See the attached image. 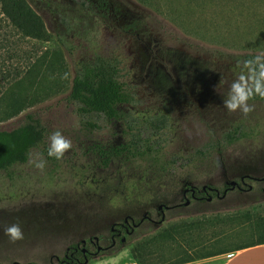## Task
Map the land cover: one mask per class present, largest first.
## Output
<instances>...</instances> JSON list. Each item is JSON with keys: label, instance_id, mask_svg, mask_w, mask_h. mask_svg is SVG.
Masks as SVG:
<instances>
[{"label": "rangeland", "instance_id": "obj_1", "mask_svg": "<svg viewBox=\"0 0 264 264\" xmlns=\"http://www.w3.org/2000/svg\"><path fill=\"white\" fill-rule=\"evenodd\" d=\"M81 1L33 0L48 41L5 27L12 50L0 63V94L7 70L24 72L45 49L64 53L68 80L80 62L101 54L119 61L127 97L119 105L122 118L91 116L97 126L90 127L67 92L58 91L0 121V130H9L31 113L45 128L27 161L0 171V264L56 263L81 239L94 251L89 238L107 244L111 224L126 215L137 220L147 211L157 220L160 203L172 206L163 222H143L124 243L85 264H164L256 240L263 231L256 221L264 219V101L251 97L247 114L230 112L224 101L241 75L246 87L254 83L244 55L264 56L263 0H105L114 14L101 23ZM123 119L160 123L159 152L150 160L113 157L105 166L93 147L128 142ZM56 131L72 143L59 160L48 155ZM168 161L167 171L157 167ZM229 180L240 187L223 198L213 193L211 201L201 191V199L188 193L190 203L183 205L184 183L207 184L221 195ZM13 224L24 237L15 242L5 231ZM133 248L141 257L133 258Z\"/></svg>", "mask_w": 264, "mask_h": 264}, {"label": "trees", "instance_id": "obj_2", "mask_svg": "<svg viewBox=\"0 0 264 264\" xmlns=\"http://www.w3.org/2000/svg\"><path fill=\"white\" fill-rule=\"evenodd\" d=\"M83 9L95 7L92 0H82ZM264 5V0H263ZM110 13L109 5L102 0V8ZM62 22L69 28L71 21L69 16L62 13ZM11 26L22 37L33 39L37 42H45L49 39L44 21L37 13L33 0H0V63L12 50L10 39L6 34L5 27ZM67 53L70 48L63 45ZM11 48V49H10ZM254 53L244 55L245 66L253 76V85L259 82L264 86V56L255 59ZM33 59L27 63L24 72L12 75L9 70L3 75L6 82L5 88L0 94V121L8 120L19 115L24 110L34 106L58 91H66V99L75 104L76 110L82 121L90 126H97L89 120V117H101L107 121L121 119L119 105L127 101L123 84L120 81L119 61L101 54H94L90 59L82 61L75 68L73 75L68 80L67 67L64 53L45 49L40 55H32ZM2 68L0 67V70ZM11 73V74H10ZM68 74V73H67ZM252 98L264 101V97L253 94ZM125 121V132L130 135L126 143L106 147L102 144L94 145L93 149L103 165H107L113 157L152 159L151 155L159 152V131L162 125L148 124V121L136 122L132 119ZM45 137V128L39 117L27 113L23 123L9 130H0V171L8 170L17 163L27 161L30 150L39 147ZM196 154L205 151L197 149ZM177 160H172V163ZM170 162L160 163L157 167L170 168ZM156 167V166H155ZM248 218V213L244 214ZM257 225L261 222L262 233L256 240L247 241L235 246H250L264 243V219H257ZM260 226V225H259ZM133 258L141 257L136 248L131 250ZM209 255V253H206ZM203 254V255H206ZM190 256L176 261H184ZM141 261V260H140ZM17 264V263H16ZM27 264H35L29 262ZM72 264V263H69ZM141 264V262H140Z\"/></svg>", "mask_w": 264, "mask_h": 264}, {"label": "flooded vegetation", "instance_id": "obj_3", "mask_svg": "<svg viewBox=\"0 0 264 264\" xmlns=\"http://www.w3.org/2000/svg\"><path fill=\"white\" fill-rule=\"evenodd\" d=\"M94 1V0H93ZM94 3H96L94 9L97 13L94 14L95 18L98 19L99 23H101V19L103 18H107V17H111L112 13V9L109 6V11L110 13L107 12L106 8H102V0H98V1H94ZM115 146V145H112ZM243 177V179H241ZM248 177L246 175H242L240 177V182L245 184V178ZM264 178V177H263ZM264 180V179H262ZM231 181V180H229ZM225 182V187L222 191V194L220 195L219 190L213 186L207 185V184H203L201 186V188L199 189L197 186L194 185H188L187 183H184L185 186L182 190V196L185 198V201L188 200V204L190 203V199L187 198V194L189 193L192 199H201L203 198V196H198L197 194L199 193V191H201L204 195H205V199L206 201H211L212 200V196L213 193H215L217 196H219L220 198L223 194L224 191L233 189L235 187L239 188L240 185L238 183V181H236V183L234 184V186H231L228 182ZM205 185V188H203V186ZM250 186V185H249ZM249 189V188H248ZM225 193V195H226ZM210 197L211 199L208 200L207 198ZM185 201L183 202V205L186 206L188 204H185ZM172 207L169 205H163V204H158L157 206V210L160 213V218L157 220H153L151 218V216L149 215V213L147 211L143 212L142 216L135 220L134 217L130 216V215H126L123 217L122 221L120 222H114L111 224L110 227V233H109V237H108V242L105 245H99V237L98 236H94L88 239L89 243L95 247L94 251H90L87 247H86V240L85 239H81L80 243H76V244H72L69 245L63 256L61 258H56V263H48V264H85L84 263V259H90L93 256H98L99 254H104L107 253L108 251H110L112 248H114L116 246V244L118 243H124L127 239V237H129L130 235H132L135 230L145 221H150V222H155L156 224H160L161 222H163L164 220V210ZM86 262V263H87ZM13 264V263H12Z\"/></svg>", "mask_w": 264, "mask_h": 264}, {"label": "clouds", "instance_id": "obj_4", "mask_svg": "<svg viewBox=\"0 0 264 264\" xmlns=\"http://www.w3.org/2000/svg\"><path fill=\"white\" fill-rule=\"evenodd\" d=\"M257 56L255 59H259ZM248 61H245L247 64ZM264 76V72L261 73ZM246 82L244 81V76L241 75L238 81L233 82L231 85V91L229 94V99L225 100V106L230 112L240 109L243 113L247 114L252 110L248 105L247 101L253 96L254 92L264 97V86L259 82L255 84L254 87H246ZM51 143L48 149V155L54 156L56 159L63 158L66 151L72 147V143L69 139H66L59 131L53 133L50 137ZM45 162L38 163L36 166L38 168H43ZM6 234L10 239L15 242L17 240L23 239V232L18 224H13L12 226L6 228Z\"/></svg>", "mask_w": 264, "mask_h": 264}, {"label": "crops", "instance_id": "obj_5", "mask_svg": "<svg viewBox=\"0 0 264 264\" xmlns=\"http://www.w3.org/2000/svg\"><path fill=\"white\" fill-rule=\"evenodd\" d=\"M164 264H264V243L216 248L209 255H190L184 261Z\"/></svg>", "mask_w": 264, "mask_h": 264}, {"label": "water", "instance_id": "obj_6", "mask_svg": "<svg viewBox=\"0 0 264 264\" xmlns=\"http://www.w3.org/2000/svg\"><path fill=\"white\" fill-rule=\"evenodd\" d=\"M241 179H243V177L241 178ZM261 179H264V178H261ZM231 186H234V184L236 183V181L235 180H231V181H229L228 182ZM203 188H205V185L203 186ZM248 188L250 189L251 188V186H248ZM225 193H226V191H224V194L221 196V197H224L225 196ZM208 200H210L211 198L210 197H208L207 198ZM188 200H186L185 201V204H188ZM56 258H58L57 256H56ZM87 262V259H84V263H86ZM13 264H16V262H14Z\"/></svg>", "mask_w": 264, "mask_h": 264}, {"label": "built area", "instance_id": "obj_7", "mask_svg": "<svg viewBox=\"0 0 264 264\" xmlns=\"http://www.w3.org/2000/svg\"><path fill=\"white\" fill-rule=\"evenodd\" d=\"M124 264H138V262L136 261V260H131V261H129V262H126V263H124Z\"/></svg>", "mask_w": 264, "mask_h": 264}]
</instances>
